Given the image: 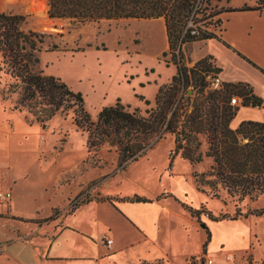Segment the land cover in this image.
Listing matches in <instances>:
<instances>
[{
  "label": "rangeland",
  "instance_id": "obj_1",
  "mask_svg": "<svg viewBox=\"0 0 264 264\" xmlns=\"http://www.w3.org/2000/svg\"><path fill=\"white\" fill-rule=\"evenodd\" d=\"M29 3L34 5L37 16L28 10L24 0H0V11L22 14L25 29L51 35L46 38L43 48L52 43L57 48L40 51L36 69L59 78L72 91L79 92L84 108L93 120L102 107L113 105L117 100L143 113L154 105L159 86L169 83L176 73L172 53L162 55L163 51L169 50L161 17L76 25L65 18L49 17L47 0H30ZM256 3L257 0H210L208 8L202 9L195 18L201 19L203 13L207 16L220 9L252 7ZM217 18L219 16L189 23L220 34L222 23H215ZM47 21H52L56 28H43L40 23ZM207 41L182 44V63L191 67L205 55L207 43L210 54L217 57L223 67L221 72L227 74L230 83H247L254 87L256 94L264 95V74L249 64L243 58L245 55L223 39ZM238 41L248 50L247 41ZM211 76L209 74L205 80ZM12 82L9 75L0 71V90H5ZM188 91L191 94V90ZM232 94L243 101L239 94ZM144 99L150 104L146 105ZM173 139L172 135L166 134L152 149L121 169L117 165L114 147L104 144L96 151H89L86 134L72 123L71 113L66 116L56 114L42 127L31 121L26 111L12 110L10 100L2 99L0 94V193L10 192L8 200L0 199V238L7 236L6 223L11 222L21 230L27 229V238L49 240L64 225L65 219L82 206L73 209L72 201L94 202L107 196L116 200L115 196H122L121 188L130 192L126 200L139 198L143 202L148 199L160 202L175 198L176 202H183L198 213L191 214L193 224L185 231L189 236L182 237L186 243L180 241L178 232L182 229L177 228L180 220L175 219L176 227L169 230L165 244L152 249L145 245L133 246L120 252L114 262L111 259L110 264H139L142 260L155 262L157 259L160 264L264 261V214L237 215L238 210L244 214L264 209V194L254 200L236 201L224 192L217 200L199 192L191 173L201 171L192 170L190 163L179 155L171 156ZM201 166L205 171L208 162H202ZM129 180L130 184L126 182ZM124 182V187H120ZM178 188H183L186 194L173 193V189ZM184 211L189 213L187 208ZM208 214L220 221L209 219ZM201 222L205 225L212 223L213 234L209 229L206 231ZM245 239L246 245L235 247ZM88 249V254L93 256L92 245ZM6 252L10 256V247ZM104 261L102 258V264Z\"/></svg>",
  "mask_w": 264,
  "mask_h": 264
},
{
  "label": "trees",
  "instance_id": "obj_2",
  "mask_svg": "<svg viewBox=\"0 0 264 264\" xmlns=\"http://www.w3.org/2000/svg\"><path fill=\"white\" fill-rule=\"evenodd\" d=\"M24 1L36 15L30 0ZM209 4L210 0H47L49 17L65 18L76 25L163 18L169 51H163L162 55L171 52L176 64V73L170 82L159 86L154 105L143 113L117 100L113 105L102 107L94 120L85 110L79 92L72 91L59 78L36 69L38 53L51 35L25 29L22 14L0 11V71L13 79L5 90H0L2 99H9L12 110L26 111L31 121L42 127L56 114L71 113L72 123L86 134L89 151H96L104 144L114 147L121 169L170 134L174 137L171 156L179 155L190 164L208 162L205 171L192 172L198 191L215 199H220L224 192L236 201L254 200L264 194V122L242 120L232 128L230 122L238 107L229 104V97L237 93L243 97V106L252 107L261 106L262 99L253 93L249 84L242 82L223 83L221 89H211L206 76L221 71L214 57L206 54L188 67L182 63L181 46L186 42L221 40L215 32L200 25L189 26V22L213 19L226 11L263 12L264 0H257L252 7L220 9L207 16L203 13L201 19L195 18ZM46 8L45 4V13ZM215 23L220 24V18ZM56 48L52 43L44 51ZM243 58L264 74L262 68ZM187 90L191 94L187 95ZM144 103L149 105L150 101L144 99ZM81 203L72 201L71 207L75 209ZM188 210L191 214L198 213L190 207ZM249 214L261 215L264 209L237 213L243 217ZM208 218L220 220L211 214ZM139 264H160V259L142 260ZM248 264H264V261Z\"/></svg>",
  "mask_w": 264,
  "mask_h": 264
},
{
  "label": "crops",
  "instance_id": "obj_3",
  "mask_svg": "<svg viewBox=\"0 0 264 264\" xmlns=\"http://www.w3.org/2000/svg\"><path fill=\"white\" fill-rule=\"evenodd\" d=\"M218 16L222 23L219 37L264 70V13L255 10L226 11ZM238 39L248 42V50L240 45ZM206 54H210L207 43ZM212 56L216 66L222 71L223 67L218 63L217 57ZM221 71L219 73L223 75L219 74V76L222 82H232L227 78V74ZM252 90L253 93L256 92L254 87ZM256 95L262 99L261 104L264 105V95ZM263 114L264 106L261 108L240 106L230 126L236 128L242 120L264 122ZM190 167L192 170L203 171L201 163L190 164ZM130 181L126 182L130 184ZM126 182L120 187H124ZM119 190L122 196H115L116 200L109 201L105 198L94 202L89 200L83 202L84 205L81 203L82 206H77L79 208L76 212L65 219L64 225L49 240L27 238L26 235L29 234L26 233L27 229L21 230L14 223H6L8 234L0 238V245H3L0 250V264H102V258L106 261H104L105 264H110L111 259L114 262L120 252L133 246L145 245L148 249H152L158 247V244H165L166 236L170 235L169 230L176 227L175 219L180 220L177 228L182 229L183 232H178L180 241L186 243L182 237L189 236L185 231L193 223L190 211V214L184 211L188 209L185 203L176 202L175 198L162 199L160 202H154L152 199L144 202L136 201V199L131 201L126 200L130 192L126 193L121 188ZM173 193L178 195L185 191L183 188H178L173 189ZM134 194L137 193L134 192ZM12 203L14 205V201ZM205 228L213 234L212 223L205 225ZM21 233L23 235L18 237ZM105 237L113 239L109 248L104 244ZM246 243L245 239L235 247L244 246ZM90 245H92L93 256L88 254ZM8 247H10V256L6 252ZM139 255L142 257L141 254ZM94 257H96L95 261ZM3 261L5 263H2Z\"/></svg>",
  "mask_w": 264,
  "mask_h": 264
},
{
  "label": "built area",
  "instance_id": "obj_4",
  "mask_svg": "<svg viewBox=\"0 0 264 264\" xmlns=\"http://www.w3.org/2000/svg\"><path fill=\"white\" fill-rule=\"evenodd\" d=\"M188 25L190 26V23H188ZM208 82H209V87L211 89H221L222 88L223 83L218 73L212 75L211 77H208ZM229 104L233 107H240L242 104V100L240 99L238 95L233 94L229 97ZM9 198H10V192L0 193V199L8 200ZM112 243H113L112 238H109V237L104 238V244L106 247L108 248L111 247Z\"/></svg>",
  "mask_w": 264,
  "mask_h": 264
},
{
  "label": "water",
  "instance_id": "obj_5",
  "mask_svg": "<svg viewBox=\"0 0 264 264\" xmlns=\"http://www.w3.org/2000/svg\"><path fill=\"white\" fill-rule=\"evenodd\" d=\"M42 27H43V26H42ZM43 28H44V27H43ZM55 28H56V27L53 26V24L50 25L48 28L45 27V29H55ZM187 93L190 94V91H188ZM139 200H140L139 198L136 199V201H139ZM201 226L204 227L205 225L202 223Z\"/></svg>",
  "mask_w": 264,
  "mask_h": 264
},
{
  "label": "bare ground",
  "instance_id": "obj_6",
  "mask_svg": "<svg viewBox=\"0 0 264 264\" xmlns=\"http://www.w3.org/2000/svg\"><path fill=\"white\" fill-rule=\"evenodd\" d=\"M52 21H47V22H45V23H40L41 25H43V27L45 28H48L50 25H52Z\"/></svg>",
  "mask_w": 264,
  "mask_h": 264
}]
</instances>
